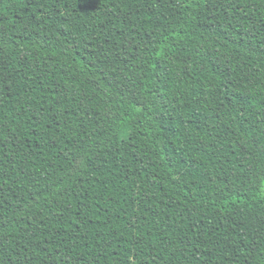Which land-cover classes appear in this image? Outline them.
I'll return each instance as SVG.
<instances>
[{
	"label": "trees",
	"instance_id": "trees-1",
	"mask_svg": "<svg viewBox=\"0 0 264 264\" xmlns=\"http://www.w3.org/2000/svg\"><path fill=\"white\" fill-rule=\"evenodd\" d=\"M0 264H264V0H0Z\"/></svg>",
	"mask_w": 264,
	"mask_h": 264
}]
</instances>
